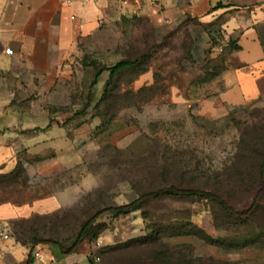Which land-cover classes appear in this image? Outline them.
<instances>
[{
    "label": "rangeland",
    "instance_id": "rangeland-1",
    "mask_svg": "<svg viewBox=\"0 0 264 264\" xmlns=\"http://www.w3.org/2000/svg\"><path fill=\"white\" fill-rule=\"evenodd\" d=\"M192 37L185 25L159 31L143 19L132 21L120 33L125 44L119 57L105 66L148 52L150 56L110 81L104 99L108 73L91 88L94 70L78 68L81 89L72 96L78 107L58 113L65 121L58 126L67 131L78 158H36L35 166H45L53 174L29 178L23 157V176L0 179L4 203L28 204L60 193L73 202L23 221L24 228L33 230H26L30 237L68 247L96 211L127 205L143 193L171 186L214 192L238 211L247 209L258 192L257 207L246 219L229 217L209 201L150 199L138 212L101 216L92 231L96 239L86 237L76 252L85 253L88 263L92 256L99 257L98 264L264 262V182L259 185L264 96L232 112L201 114L199 101L215 76L216 58L195 62ZM142 71L149 80L139 87ZM88 99L91 104L84 109ZM202 235L222 244H208ZM37 248L49 253L50 247ZM240 259L245 261L237 262ZM42 263L48 264L46 259Z\"/></svg>",
    "mask_w": 264,
    "mask_h": 264
},
{
    "label": "crops",
    "instance_id": "crops-1",
    "mask_svg": "<svg viewBox=\"0 0 264 264\" xmlns=\"http://www.w3.org/2000/svg\"><path fill=\"white\" fill-rule=\"evenodd\" d=\"M135 19L159 31L185 25L193 34L195 62L223 58L222 71L199 101L201 114L232 112L264 96V0H133L126 5L122 0H0V175L14 171L24 157L29 178H47L53 171L35 166L34 159L78 158L67 131L58 126L65 122L58 113L78 107L72 96L81 89L78 68L84 59L103 66L114 62L125 44L120 33ZM5 49L12 54L5 55ZM147 80L141 74L136 84L142 87ZM67 197L2 203L0 230L66 208L73 203ZM41 253L48 264H90L78 251L62 256L50 247ZM42 260L29 261V249L12 236L0 240V264Z\"/></svg>",
    "mask_w": 264,
    "mask_h": 264
},
{
    "label": "trees",
    "instance_id": "trees-1",
    "mask_svg": "<svg viewBox=\"0 0 264 264\" xmlns=\"http://www.w3.org/2000/svg\"><path fill=\"white\" fill-rule=\"evenodd\" d=\"M150 56V52L140 55L134 60L129 59H123L114 64L111 67L103 66L99 63H96L94 61H90L88 59H84L83 66L91 67L94 70V79L91 84V88L96 86L98 83L99 78L106 72L108 73V81L105 84L104 92L101 97V99H104L107 95V89L110 81H112L120 72L128 69L136 68L139 64L145 62L148 60ZM223 58L217 57L214 61L216 64L215 66V77L222 71L223 69ZM143 73L139 72L138 75H141ZM90 99L86 101V104L84 106V109H87L90 106ZM20 163L18 162L16 168L14 171H12L10 174L7 175H0L1 180L6 179H12L15 180L21 175H24L23 171H20ZM264 182V160L260 164L259 167V185ZM260 187V186H259ZM163 197H169V198H188V199H199L204 201L212 202L216 205H218L221 210L225 213V215L237 219H246L250 215L253 214L254 210L257 207L258 197L259 193L257 192L250 204V206L242 211L235 210L232 208L224 199H222L218 194L214 192L204 191L200 189H186V188H177L174 186H171L167 189H160L157 191H152L149 193H143L141 196H139L136 200L132 201L131 203L127 205L122 206H113V207H106L103 209H100L96 211L93 215H91L88 219H86L80 226L79 231L76 233V235L73 237L71 244L68 247H65L61 243L57 242L53 239H39L34 236L30 237V233H28L26 230L30 231L32 233L33 230L26 229L23 226V221L26 220H19L9 223L8 229L9 234L12 236L16 242L21 244L22 246H25L29 249V261H32L33 259V251L35 250V247L38 245H47L49 247H52L57 250V252L62 256H68L76 252L78 246L81 244V242L88 237L89 240L94 241L97 237L96 234H92V231L94 227L96 226V221L105 214H112L115 217L127 215L130 213L138 212L142 209L143 205L146 201L150 199H158ZM4 202L0 201V204ZM14 203V202H13ZM16 204V203H14ZM98 229H103V226H98ZM203 239L211 245H220L222 244L221 241L213 240L209 237H206L204 235ZM92 264V260L90 261Z\"/></svg>",
    "mask_w": 264,
    "mask_h": 264
},
{
    "label": "built area",
    "instance_id": "built-area-1",
    "mask_svg": "<svg viewBox=\"0 0 264 264\" xmlns=\"http://www.w3.org/2000/svg\"><path fill=\"white\" fill-rule=\"evenodd\" d=\"M92 3H97L98 0H90ZM130 1H133V0H122V3L124 5H126L127 3H129ZM221 51V50H220ZM4 53L5 55H11L12 54V51L10 49H5L4 50ZM10 234H9V229H1L0 230V240H7L9 238ZM33 258L36 260V261H41L43 259V255L41 252H33ZM91 260H92V264H98L100 262V258L97 257V256H92L91 257ZM41 264V263H39Z\"/></svg>",
    "mask_w": 264,
    "mask_h": 264
}]
</instances>
